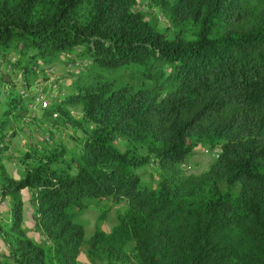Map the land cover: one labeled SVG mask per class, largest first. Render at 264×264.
<instances>
[{
  "label": "trees",
  "instance_id": "16d2710c",
  "mask_svg": "<svg viewBox=\"0 0 264 264\" xmlns=\"http://www.w3.org/2000/svg\"><path fill=\"white\" fill-rule=\"evenodd\" d=\"M135 3L0 0L4 259L85 264L84 244L89 264H264V0H160L172 5L162 31ZM75 61L84 64L68 90L41 110L81 131L78 154L31 143L15 177L6 152L33 99L15 89V73L30 86L39 64ZM198 145L220 152L206 171L185 175ZM152 163L154 187L137 172ZM24 189L40 242L23 227ZM109 196L124 212L85 240L78 213Z\"/></svg>",
  "mask_w": 264,
  "mask_h": 264
},
{
  "label": "rangeland",
  "instance_id": "374dc122",
  "mask_svg": "<svg viewBox=\"0 0 264 264\" xmlns=\"http://www.w3.org/2000/svg\"><path fill=\"white\" fill-rule=\"evenodd\" d=\"M171 4L160 5V0H136L133 6L135 11H138L145 20L156 24L159 30H164L170 24L169 15L171 14ZM82 62L75 61L74 63L66 64L63 62H52L51 64L41 65L44 70L38 74V79L34 80L30 86L23 85L22 77L19 73H15L16 80L15 89L24 96H29L31 99L35 96L42 95L49 101L60 92H66L70 87L71 80L74 78L73 72H78L82 69ZM5 64L0 66L1 70L5 69ZM42 76L47 79L43 80ZM30 116L26 119L19 120L20 129L12 138L9 149L6 155H9V160L5 161L6 168L10 174L15 177L20 176L22 169L17 166V157L22 154L31 143L46 144V145H62L69 152L68 156L78 154L80 144L78 138L82 136L78 128L71 125L58 124L59 121L49 119L42 116V110L35 101L29 105ZM70 113L79 118L81 115L79 106H69ZM117 146L125 149V142L118 141ZM207 150V151H206ZM219 147L210 148L209 145H198L193 152L188 154L182 162V172L187 174H199L206 171L209 165L215 160L219 154ZM76 168L73 166L71 173H75ZM140 174L142 183L155 186L158 180L159 168L155 164H148L137 169ZM30 191L27 189L22 194L23 200V227L30 229L35 223L34 212L35 205L30 201ZM86 207L77 215V220L82 224L85 240H88L95 229L109 231L112 226L117 223V216L125 210L124 201H114L112 197L89 199L85 203ZM8 209L7 202L3 201L0 204V215ZM29 224H31L29 226ZM28 237L29 234H27ZM38 242V241H36ZM5 248L0 243V264H10L4 259L3 251ZM85 246H81V252L77 259L81 263L89 264L85 260Z\"/></svg>",
  "mask_w": 264,
  "mask_h": 264
},
{
  "label": "crops",
  "instance_id": "0c3cea01",
  "mask_svg": "<svg viewBox=\"0 0 264 264\" xmlns=\"http://www.w3.org/2000/svg\"><path fill=\"white\" fill-rule=\"evenodd\" d=\"M25 191H27V189H24V190H22V194L25 192ZM7 210V209H6ZM5 210V211H6ZM23 214H24V212H23ZM31 224H29V226H30ZM27 230V234H29V236H30V238L31 239H33V240H35V241H38V242H40V241H42L43 240V236H42V234L41 233H39V232H37L36 230H35V228H34V224H33V226L31 225V227H30V229L28 230V229H26ZM1 243V242H0ZM84 261H86V262H88V260L85 258V260Z\"/></svg>",
  "mask_w": 264,
  "mask_h": 264
},
{
  "label": "built area",
  "instance_id": "2783aa9c",
  "mask_svg": "<svg viewBox=\"0 0 264 264\" xmlns=\"http://www.w3.org/2000/svg\"><path fill=\"white\" fill-rule=\"evenodd\" d=\"M5 69L8 70L7 68ZM32 101L33 102L35 101V103L38 104L41 109L47 108L50 104V101L47 98L43 97L42 95L33 97ZM55 116L56 114H53V117Z\"/></svg>",
  "mask_w": 264,
  "mask_h": 264
}]
</instances>
